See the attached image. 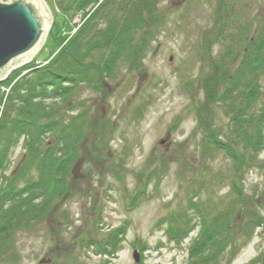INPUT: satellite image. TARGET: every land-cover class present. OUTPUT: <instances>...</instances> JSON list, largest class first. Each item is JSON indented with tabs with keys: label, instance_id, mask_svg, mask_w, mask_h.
Masks as SVG:
<instances>
[{
	"label": "rangeland",
	"instance_id": "1",
	"mask_svg": "<svg viewBox=\"0 0 264 264\" xmlns=\"http://www.w3.org/2000/svg\"><path fill=\"white\" fill-rule=\"evenodd\" d=\"M70 1L51 6L53 21L32 58L46 62L55 53L54 38L75 32L82 15L96 6L89 3L86 12L69 22L63 14L70 15L64 10ZM231 2L232 25L251 21L255 27L264 16V0ZM218 6V0L160 1L148 23V49L138 68L130 69L122 59L114 76L104 79L103 91L82 84L69 101L58 103L64 115L81 110L91 114L79 160L72 165L70 188L49 217L10 238L12 250L0 256V264H183L198 231L190 200L224 208L237 183L253 208L263 206L264 150L238 173L222 151L202 159L204 134L196 108L205 101L199 82L222 49L217 42L207 49L206 43L220 25ZM95 23L105 26L104 19ZM212 116L214 125L224 128L219 137L224 140L227 116L218 106ZM23 151L20 139L9 151L4 176L15 169ZM237 209L240 220L242 207ZM258 212L264 215L260 206ZM178 213L195 223L180 243L167 236L168 221ZM120 229L124 232L113 256L97 251L98 241L104 248ZM235 235L236 253L230 257L226 251L219 264H258L252 259L264 247V228L256 227L248 240L238 227Z\"/></svg>",
	"mask_w": 264,
	"mask_h": 264
},
{
	"label": "trees",
	"instance_id": "2",
	"mask_svg": "<svg viewBox=\"0 0 264 264\" xmlns=\"http://www.w3.org/2000/svg\"><path fill=\"white\" fill-rule=\"evenodd\" d=\"M160 1L71 0L64 8L70 15L63 12L68 20L86 12L91 2L96 6L82 15L83 22L75 32H62L54 38L55 53L46 62L32 58L0 83V256L12 250L9 240L17 231L49 217L70 188L72 165L79 160L91 114L81 110L64 115L58 103L69 101L82 84L102 90L104 79L114 76L122 59L130 69H137L148 49V23L154 20ZM218 3L216 22L220 25L206 43L207 49L216 42L222 49L215 60L210 59L211 70L199 82L205 101L196 108V116L204 134L202 159L222 151L238 173L264 150V16L255 27L251 21L232 25L231 0ZM98 18L104 19L103 28L97 27ZM215 106L227 116L224 140L219 138L224 128L213 122ZM20 139L23 155L11 174L4 176L9 151ZM232 190L234 198L217 210L206 200L189 201L198 217V231L190 239L183 264H219L226 251L230 257L236 253L237 227L245 240L256 227L264 228V215L258 212L259 206L264 210V199L263 206L253 208L240 184H233ZM238 205L242 207L240 220L235 216ZM168 225L167 236L180 243L195 223L178 213ZM119 231L109 236L104 248L98 241L97 251L113 256L124 232ZM252 262L264 264V247Z\"/></svg>",
	"mask_w": 264,
	"mask_h": 264
},
{
	"label": "water",
	"instance_id": "3",
	"mask_svg": "<svg viewBox=\"0 0 264 264\" xmlns=\"http://www.w3.org/2000/svg\"><path fill=\"white\" fill-rule=\"evenodd\" d=\"M51 23L44 0H0V83L12 70L30 62L44 44ZM134 259L138 261L136 252Z\"/></svg>",
	"mask_w": 264,
	"mask_h": 264
},
{
	"label": "flooded vegetation",
	"instance_id": "4",
	"mask_svg": "<svg viewBox=\"0 0 264 264\" xmlns=\"http://www.w3.org/2000/svg\"><path fill=\"white\" fill-rule=\"evenodd\" d=\"M58 0H44V2L46 3V5H47V7H48V9H49V11H50V14H51V16H52V19H53V13H52V10H51V6L54 4V3H56ZM59 6H61V5H59ZM58 9H60V8H58Z\"/></svg>",
	"mask_w": 264,
	"mask_h": 264
}]
</instances>
